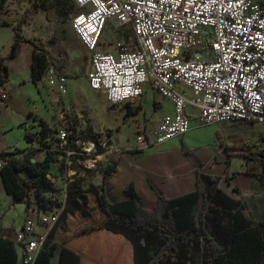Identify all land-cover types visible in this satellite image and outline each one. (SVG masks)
Masks as SVG:
<instances>
[{"label": "built area", "instance_id": "2783aa9c", "mask_svg": "<svg viewBox=\"0 0 264 264\" xmlns=\"http://www.w3.org/2000/svg\"><path fill=\"white\" fill-rule=\"evenodd\" d=\"M73 1L68 18L89 55L88 89L115 106L136 103L148 86L158 104L170 105L152 131L135 137L138 149L185 136L192 121L198 127H264V7L252 0ZM110 28L116 37L106 41ZM42 80L60 96L67 94V77L53 64ZM8 101L3 81L0 105ZM57 139L62 149L65 133ZM57 217H25L13 241L20 264H34Z\"/></svg>", "mask_w": 264, "mask_h": 264}, {"label": "trees", "instance_id": "16d2710c", "mask_svg": "<svg viewBox=\"0 0 264 264\" xmlns=\"http://www.w3.org/2000/svg\"><path fill=\"white\" fill-rule=\"evenodd\" d=\"M4 4L5 0H0V14ZM40 7L44 9V4ZM74 7L73 0H57L55 12L60 17L68 16ZM5 26H12L13 34L9 54L0 57V83L7 81L8 75L3 62L15 58L19 45L25 43L32 48L30 79L36 85L47 66L52 64L48 53L32 41L21 38L18 23L0 20V27ZM126 107L128 116L135 114L130 111L129 104ZM37 125L40 138L47 140L50 130L46 123L39 120ZM25 139L27 143L33 142V137L27 133ZM76 141L98 144L91 131L82 137L71 130L66 144L74 148ZM97 151V154L104 152L101 148ZM32 155L28 152L14 160L6 159L7 153H1L0 180L13 205L23 204L26 209L33 207L38 212L50 213L53 202L45 195L56 192L53 180L61 178L68 167L49 153L40 161ZM241 155L251 158L261 155L264 159V152L254 155L243 152ZM77 159L79 157H73L72 162ZM114 167L115 163L110 162L103 170L102 184ZM250 175L260 182L264 193V172ZM217 182L213 176L197 173L193 192L171 199L158 195L150 210L139 203L133 184L124 190L125 198L118 202L108 201L103 185L70 190L68 206L58 215L46 246L38 252L34 264H50L56 252L58 264H88L86 247L91 242L99 244L104 236L121 239L122 244L118 245L121 252H124L123 244H128L132 264H186L170 260V255L179 252L185 244L191 245L192 257L198 255L199 246H203L202 264H264V217L253 224L244 216L239 203L221 192ZM208 222L211 233L205 229ZM0 264H20L14 242L1 236Z\"/></svg>", "mask_w": 264, "mask_h": 264}, {"label": "rangeland", "instance_id": "374dc122", "mask_svg": "<svg viewBox=\"0 0 264 264\" xmlns=\"http://www.w3.org/2000/svg\"><path fill=\"white\" fill-rule=\"evenodd\" d=\"M57 0H5L3 10L0 14V20H6L11 23H18L20 28L23 22L29 21L26 29H31L33 26H39L41 41H45L54 54H58L61 58V65L57 63L56 69L65 75L68 81V92L65 96H60L55 90L49 88L43 80L38 82L37 91L33 86L24 87L22 93L29 95L33 103H31L32 112L27 122L23 124V129L27 134L33 137L32 144L35 143L32 154L36 161L42 160L46 153L55 156L59 162L68 167L64 175L59 179H54L56 192L47 194L45 197L53 202V210L51 213L60 214L63 208L68 206L69 191L75 189H85L86 187H94L100 182L101 173L110 164L113 151H111V140L114 144L127 146L135 142V137L143 131H152L155 124L161 117V114L167 111L168 104L164 102L162 107L160 104H154V94L151 89L146 86L140 101L134 104H129L130 111L135 112L134 115H127L126 104L111 106L109 105L103 94L92 92L88 89L85 76L90 70L89 55L82 48L79 42H72L73 55L66 57L61 48L60 41L63 46H67L69 40L61 38L73 36V31L70 26L67 15L60 17L55 12V3ZM258 5L264 4V0L256 1ZM44 4V9L40 7ZM0 34V54L4 55L9 52V39L7 38L8 28H1ZM114 28L108 29L104 36V40H110L116 37ZM75 37V36H74ZM26 40V39H25ZM77 40V39H76ZM75 41V40H74ZM78 41V40H77ZM71 43V42H70ZM76 44V46H75ZM70 49V48H69ZM22 51V50H21ZM23 54L20 53L18 59L9 61L11 70L10 80L11 85L16 87L17 81L14 76L22 75L21 70L23 63ZM57 61V58H51ZM53 64V61H52ZM21 70V71H20ZM16 74V75H14ZM28 76V72L26 73ZM39 92V95L37 94ZM158 109V110H157ZM157 110V111H156ZM19 109L14 111V115H18ZM19 119H24L19 114ZM43 120L46 123L47 129L50 130L49 138L42 140L39 136L40 127L38 121ZM231 125L226 132L225 140H221V145L225 150V158H228L229 173H224L222 176V187H225V181L229 178V174L233 171L240 170L244 165L246 169L254 173H261L263 170L264 159L257 155L254 158L249 155L244 157L243 152H248L252 155L264 152V131L262 126H250L246 123H227ZM217 125L198 127L194 123L191 125L185 140V147L189 148L190 154L201 159V164L207 166V160L216 157L217 162L224 163L225 159L217 153L219 143H216L215 133L218 130ZM21 128L6 129L0 137V145L7 153V158H21L27 142L25 134ZM216 129V130H215ZM74 130L76 134L84 137L88 131H91L96 137L98 144H93L89 141L74 142L75 147L66 144L61 149L57 135L59 132L65 133L66 137L70 131ZM183 137H176L160 148L167 152L172 146L179 144ZM227 145V146H226ZM104 150L102 154H97V149ZM243 148L244 150H242ZM120 152L121 150H117ZM124 153V150H122ZM69 153V155H67ZM73 157H79L76 162H72ZM87 157L82 160L81 158ZM254 159V161H253ZM253 162L256 163L255 167ZM245 163H247L245 165ZM78 169V171H77ZM238 170V171H239ZM244 170V169H243ZM90 171L92 173H90ZM239 178L238 180H240ZM10 198V197H9ZM11 200V198H10ZM8 200L4 201L0 198V229L3 235H10L14 239L13 231H20V227L25 220V206L23 204L7 205ZM29 216L32 218L38 217V212L33 207ZM33 209V210H32ZM36 213V216L34 215ZM10 230V232H8ZM18 253L20 248L15 245ZM201 253L198 252V258ZM57 259L55 254L53 261Z\"/></svg>", "mask_w": 264, "mask_h": 264}, {"label": "crops", "instance_id": "0c3cea01", "mask_svg": "<svg viewBox=\"0 0 264 264\" xmlns=\"http://www.w3.org/2000/svg\"><path fill=\"white\" fill-rule=\"evenodd\" d=\"M252 1L256 3V1L259 0ZM259 6L264 7V4ZM28 23L29 21L26 20L21 25L19 31L21 38L30 40L36 46L43 48L48 53L50 59L56 57L57 61L56 59L52 60L53 65L55 67L57 66V63L61 65L62 61L61 58L58 57L59 55L54 54L50 49L49 45L45 41L40 40L41 38L40 36H38V33L40 32V27L33 26L31 29H26ZM1 28H8L7 38L9 39L10 49L13 34L12 26L0 27V29ZM1 33L2 32H0V34ZM61 38H66V40H69L67 46H63L62 41L57 44V46L59 45V48L62 47L61 52H63L64 56L66 57L73 55L72 48L74 47V45L72 44V42H78L74 35L66 36L63 34ZM9 52H6L4 55L0 54V57H6ZM21 52L23 54L22 59L24 61L21 62V64L23 63L22 67H24L21 69L23 71V74H17V76H14L17 81L16 87H14L11 85L10 80L11 70L9 68V61L18 59ZM31 56V46L25 43H21L18 47L17 56L13 59H7L3 62V64L7 67L8 71L6 83L9 101L6 104L0 105V137L1 135H3L4 132H6V129H23V124L27 122L30 118V113L32 112L30 106L31 103H33V100L30 99L32 97H29V95H25L24 92L22 93V89L24 90V87L27 88L30 85L34 87L35 91H37L36 89L38 83L34 85L32 84L30 79ZM89 67L91 69L90 62ZM27 72L28 76H26ZM70 79L71 77L67 79V84ZM37 94L39 95V92H37ZM164 102L168 104V109L163 114L170 113L171 108L169 103L166 101ZM164 102L160 103V107H162ZM155 103L157 102H154V104ZM18 109L20 112L19 114H21V116H23L24 118L23 120L22 117L21 119H19V114L16 116L14 115V111ZM163 114H161V116ZM193 123L194 122L192 121L191 125ZM249 125L259 126L251 124ZM216 127L218 129L215 133L216 143H219V146L217 147V153L223 156L225 155L226 149H223L222 146H220V143L221 140H225L226 132L229 127H231V125L219 124ZM23 132L24 134L26 133L24 129ZM186 138L187 136H183L182 141L179 144L172 146L167 152H164L160 148L165 143L156 147L138 149L136 142L130 143L127 146H120L118 144H114L113 140H111V151H113V157H111L110 159L111 162L115 163L114 171L105 178L104 184H102V180L100 177L99 184L92 188H97L103 185L104 193L108 201L118 202L125 198L124 190L130 184H133L134 190L139 198V203L143 208L150 210L155 205L158 195H162L168 199H171L191 193L195 190V181L197 173L203 175H210L218 179L217 186L225 196L239 203L240 207L242 208V213L248 220H250L253 224L260 221L264 217V193L260 182L254 176L250 175L254 172L250 171V169H246V167H244L243 165L242 167H240V170L238 169L239 171H233L231 174H229V178H227L225 181V187L227 189H224L221 186V183L223 182V174L229 173V171L227 170L229 166L228 158H225L223 156L225 162L219 163L217 162L216 157H213L207 160V166H203V164H201L200 158L188 152L190 149L185 147ZM261 140L264 141V137H262ZM33 145H35V143H27L22 157L25 153L32 152V150L34 149ZM5 150L8 149H3L0 145V154L5 152ZM117 150L121 151L118 152ZM122 150H124V153L122 152ZM32 157L34 158V155H32ZM5 158L14 159L7 158V156ZM21 158H15L14 160H19ZM246 164L247 163H245V165ZM252 164L255 167L256 163L253 162ZM262 172H264V166ZM90 173L92 172L90 171ZM239 178L241 179L238 180ZM0 198L4 201L8 200L7 205H12L9 196L6 195L4 192L1 180ZM24 211L26 213V217L29 216V213L27 215V212H30L31 209L25 208ZM35 212L38 211L36 210ZM35 212L34 215L36 216ZM20 228L22 229V226ZM21 229L18 232H12L14 237L21 233ZM205 229L208 233H211L212 227L210 222L206 224ZM8 232H10V230H8ZM0 236L14 241V239L11 238L10 235H3L1 233V229ZM101 240L103 241L99 244H92L93 242H91L89 246L86 247L89 252L87 259L88 264H132V255L131 252H128V244H123L124 252H121V248H118V245L122 244L121 239L111 236H104L101 238ZM199 248L201 253L199 258L198 255L192 257L191 245L185 244L179 252H174L170 255V260L172 262L178 260L185 261L186 264H202V261L204 259L203 246L200 245ZM55 254L57 255V259L55 261H53L52 259L50 264H58V253L56 252Z\"/></svg>", "mask_w": 264, "mask_h": 264}, {"label": "flooded vegetation", "instance_id": "af4514ba", "mask_svg": "<svg viewBox=\"0 0 264 264\" xmlns=\"http://www.w3.org/2000/svg\"><path fill=\"white\" fill-rule=\"evenodd\" d=\"M264 142V141H263Z\"/></svg>", "mask_w": 264, "mask_h": 264}]
</instances>
